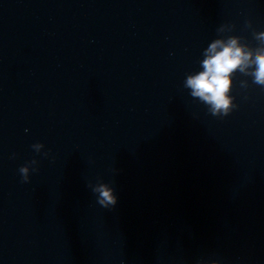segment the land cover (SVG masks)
Returning <instances> with one entry per match:
<instances>
[{
    "label": "clouds",
    "instance_id": "1",
    "mask_svg": "<svg viewBox=\"0 0 264 264\" xmlns=\"http://www.w3.org/2000/svg\"><path fill=\"white\" fill-rule=\"evenodd\" d=\"M216 45L213 44L211 51H215ZM241 52L235 48V41L232 42V47H225L223 51L217 53L204 62L205 72L201 73L195 78L188 80V85L193 88L194 95H199L205 100L214 103L216 109L228 107V101L224 97V93L229 86L228 74L234 70L241 63ZM248 57H244L247 59ZM257 64L259 66L257 72V82L264 83V57H257ZM21 171H26L21 169ZM104 199L109 203L115 201L108 191L100 190Z\"/></svg>",
    "mask_w": 264,
    "mask_h": 264
},
{
    "label": "water",
    "instance_id": "2",
    "mask_svg": "<svg viewBox=\"0 0 264 264\" xmlns=\"http://www.w3.org/2000/svg\"><path fill=\"white\" fill-rule=\"evenodd\" d=\"M262 264H264V256H263V261H262Z\"/></svg>",
    "mask_w": 264,
    "mask_h": 264
}]
</instances>
